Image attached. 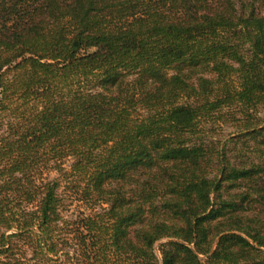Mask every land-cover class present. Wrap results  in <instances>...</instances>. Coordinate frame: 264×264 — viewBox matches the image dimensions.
<instances>
[{
	"label": "trees",
	"instance_id": "trees-1",
	"mask_svg": "<svg viewBox=\"0 0 264 264\" xmlns=\"http://www.w3.org/2000/svg\"><path fill=\"white\" fill-rule=\"evenodd\" d=\"M263 7L0 0V264H264Z\"/></svg>",
	"mask_w": 264,
	"mask_h": 264
},
{
	"label": "rangeland",
	"instance_id": "rangeland-1",
	"mask_svg": "<svg viewBox=\"0 0 264 264\" xmlns=\"http://www.w3.org/2000/svg\"><path fill=\"white\" fill-rule=\"evenodd\" d=\"M264 12V7L261 9ZM259 117L262 119V121L264 122V111H261L259 113ZM207 134L210 137H214L215 139H218L221 143L226 142L227 143V151H234V148H238L240 147L239 145H235L234 141L230 140V135L235 133L237 130L234 126H232V124L230 122L224 121V120H220L218 123L216 124H209L207 125ZM228 156H230V154L228 153ZM231 161H233L234 158H232V156H230ZM49 177H55L56 174L55 172H50L48 174ZM73 209V208H71ZM70 215V214H69Z\"/></svg>",
	"mask_w": 264,
	"mask_h": 264
}]
</instances>
